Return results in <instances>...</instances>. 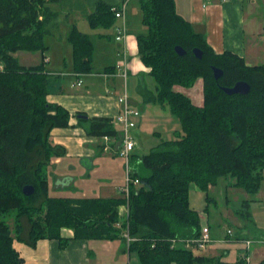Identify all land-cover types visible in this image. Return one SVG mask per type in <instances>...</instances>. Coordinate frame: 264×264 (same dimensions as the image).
I'll list each match as a JSON object with an SVG mask.
<instances>
[{
  "label": "trees",
  "instance_id": "16d2710c",
  "mask_svg": "<svg viewBox=\"0 0 264 264\" xmlns=\"http://www.w3.org/2000/svg\"><path fill=\"white\" fill-rule=\"evenodd\" d=\"M61 0H0V264H23L14 247L17 239L35 246L44 238L74 237L107 240L124 238L116 226L122 196L56 195L51 191L49 166L67 150L54 143L52 130L70 126V111L48 100L52 78L44 63L23 65L18 51L48 49L50 21ZM144 31L137 34L139 53L155 78V92L141 83L148 102L168 105L182 128L173 139H163L141 157L147 173L135 172L141 181L130 196L129 229L135 238L129 251H137L141 264H231L198 256L173 239L193 238L202 230L200 212L190 205L191 184L208 192L222 178L232 186L256 194L264 170V65H250L232 51L217 53L206 35L182 15L175 0H139ZM121 4L96 0L87 14L92 28H110L113 8ZM75 68L93 69V41L76 26L70 29ZM186 53L180 55L176 46ZM203 52L202 58L194 50ZM47 56L44 57V59ZM222 69L219 78L214 68ZM203 79L204 103L196 105L175 85L193 87ZM238 81L251 85L247 94H228L224 87ZM89 135L120 137L111 117L80 119ZM85 161L88 170L93 164ZM34 193L24 194L25 186ZM10 219H14L11 224ZM125 239V238H124ZM237 264H247L244 258ZM264 264V259L257 263Z\"/></svg>",
  "mask_w": 264,
  "mask_h": 264
},
{
  "label": "crops",
  "instance_id": "0c3cea01",
  "mask_svg": "<svg viewBox=\"0 0 264 264\" xmlns=\"http://www.w3.org/2000/svg\"><path fill=\"white\" fill-rule=\"evenodd\" d=\"M111 1L121 4L123 0ZM175 2L178 11L192 21L197 31L206 35L209 44L217 53L232 51L244 57L250 65H264V0L255 2L175 0ZM60 19L61 15L57 14V17L50 21L49 47L44 53L18 51L15 55L25 66L44 63L46 72L52 78L48 100L58 103L70 111V126L55 127L52 130L54 143L63 145L67 150L65 156L53 158L51 166L48 167L49 172L52 173L49 182L53 193L57 194L60 190H64L68 192L67 195L65 194L68 197L88 196L87 188L75 186L74 183L78 178L73 176L69 170L77 168V159L84 158L87 161V158H90L91 161L88 162L93 164L91 171L95 174L102 169L100 166L102 159L108 161V157L103 158L101 154L111 152L118 155V144L114 138L107 141L103 137L89 135L80 123L79 114H86L88 117L114 118L122 108L119 98L127 90L131 104L142 110L139 109L141 115L138 117L137 127L133 131L137 142L133 155L140 143L144 146L147 142L148 136L139 127L140 119L145 115L142 113L146 105L142 104L143 89L139 85L137 93L133 88L135 83H132V88L130 87V80L135 81L139 78L146 85V80L151 78V68L146 66L140 57L137 39V34L143 32L145 28L142 23V14L134 16L128 13V9L125 18H116L112 27H102L104 30L100 27L94 28L97 29L94 35L80 29L76 19L68 22L63 28L64 33H59L58 27L56 30L54 27L60 24ZM122 25H126L127 36L124 40L119 41L116 39V28ZM73 26L87 33L93 41V69L91 71L83 72L75 68L74 48L68 38ZM45 56L48 57V61L44 59ZM123 70L127 71L126 76L123 75ZM195 84L197 87L195 94L192 95L187 93L186 89L192 90L194 86L186 88L175 85L174 88L185 93L196 105L201 106L204 103L203 79L199 78ZM199 84H201V93L197 92ZM194 98L197 99L196 102ZM152 103L148 102L147 105H153ZM95 156L99 157L95 158ZM121 160L125 168L124 161L122 158ZM80 162L87 168L83 160ZM132 164L135 172L142 171L141 158ZM84 167H82L83 170ZM124 180L125 173L119 179L111 177L105 180L99 179L100 183L91 186V189L97 194L95 196H121L118 188L124 183ZM232 182L233 180L230 178H222L217 184L210 185L208 191L215 190L216 186L220 184L225 189L228 200L235 197L236 203L241 204L237 209L240 218H234L236 227L239 226L240 230L237 231L233 223V225H225L224 228L220 223H216L214 227L210 222L212 214H210L209 203H206L203 209L191 205L192 208L200 212L202 228L208 226L212 237V241L205 250L194 251V253L198 256L224 260L231 264H237L244 257L246 259V256L249 257V255L245 248L238 249L236 259L229 261L227 257L231 253L232 247H212L214 242H222L229 238L228 229H232L233 235L238 241L251 239L252 243L254 240L261 243L256 252L260 257L262 256V261L264 259V170L263 181L256 194H250L242 188L234 187ZM190 190L199 192L202 189L193 183ZM191 196L190 193V201ZM210 197L207 192L206 200ZM61 235L70 240L66 247H61L60 240L55 238L40 239L35 246L15 239L14 247L24 259L23 264H139L136 256L132 261V251H129L124 238L107 240L76 238L74 230L69 227H63Z\"/></svg>",
  "mask_w": 264,
  "mask_h": 264
},
{
  "label": "rangeland",
  "instance_id": "374dc122",
  "mask_svg": "<svg viewBox=\"0 0 264 264\" xmlns=\"http://www.w3.org/2000/svg\"><path fill=\"white\" fill-rule=\"evenodd\" d=\"M96 0H61L56 1L53 4V8L57 9L59 11V14L61 15L60 24L54 29H59V33H64L63 28L68 24L69 21L72 19H76V23L78 24L80 29H84L85 31L90 32L92 35L95 34L97 29L91 28L89 25V20L87 18V12L92 9L93 2ZM110 1V0H109ZM127 3L128 4V13H131L135 16V14H142L141 8L139 4V0H123L121 3ZM100 29H103L100 27ZM104 30V29H103ZM57 32V31H56ZM50 36H48L49 39ZM23 51V50H21ZM132 83L134 84L133 88L135 89V92L138 93L139 85H141V80L139 78L135 79V81L130 80V87L132 88ZM147 88L155 92L156 87V81L153 76L146 80ZM201 84H199V88H197V92L201 93ZM197 85H194V89H186L187 93L189 94H195V88ZM187 88V87H186ZM191 90V91H190ZM143 96V103L146 104L145 108H143L142 113H145V115L140 119L141 124L139 127H141L142 130H144V133L148 136L147 142L144 146L142 144H139V147L137 151L132 156V162H138L139 158H141L144 154L151 151L153 147H156L159 145L163 139H173L176 136V131L181 130L182 124L178 117H176L170 110V107L168 105L162 106L158 102H153V105H147L148 101L145 100L144 95ZM194 101L196 102L197 99L194 98ZM141 110V108H139ZM142 111V110H141ZM139 120V121H140ZM138 122V120H137ZM120 129V126H117ZM104 139V137H103ZM102 139V140H103ZM104 142V140H103ZM101 156L108 157V161L102 159L100 166L102 169L100 171H97L95 174L91 171L82 166V163L79 159H77V168L69 170L73 176H76L78 180L74 183L75 186L80 188H87L88 191H86V194L88 196H95L94 192H92L91 186L98 185L99 179L105 180L108 177L111 178H117L119 179L122 174L125 173V168L123 166L122 160L116 153L107 152L106 154H101ZM99 156H95V158H98ZM134 160V161H133ZM122 164V166H121ZM84 167L85 169L83 170ZM81 169V170H80ZM122 170V172H121ZM88 172H91L88 174ZM141 173H147L146 169L142 168ZM99 178V179H98ZM52 180V179H51ZM77 187V188H78ZM53 192V190L51 189ZM191 201L190 205H193L197 208H204L206 206V203H209V209H210V222L213 224V226H216V223H220L222 227L224 228L225 225L234 224V228L239 231L240 227H236L235 219H239L240 216L237 213V209L241 206L240 203H236V198H230L229 200L226 198L225 189L221 187L220 184H218L215 188V190L208 191V197L211 196L208 200H206V193L207 191H191ZM67 195L68 192L64 190H60L56 195ZM240 204V205H239ZM235 218V219H234ZM11 224L14 223V219H10ZM232 224V225H233ZM182 244V243H180ZM259 245L261 243H258L256 240L253 241V243L250 245V247H247L246 240L238 241L235 239L234 235L229 236V238L225 239L222 242H214L212 244V247L215 248H224L226 246L232 247L231 253L227 257V260L234 261L236 257L238 256V251L242 248L247 249V253L249 255L248 260L252 264H257L261 261L262 256L260 257L259 254L256 252V250L259 248ZM264 245V243H263ZM229 248V247H227ZM239 249V250H238ZM197 252H201V250L197 249ZM244 251V250H243ZM128 256V253L126 254ZM131 259L134 261V257L136 256L139 260V264H141L139 255L137 251L131 252ZM128 261V260H127ZM250 263V264H251Z\"/></svg>",
  "mask_w": 264,
  "mask_h": 264
},
{
  "label": "built area",
  "instance_id": "2783aa9c",
  "mask_svg": "<svg viewBox=\"0 0 264 264\" xmlns=\"http://www.w3.org/2000/svg\"><path fill=\"white\" fill-rule=\"evenodd\" d=\"M220 1H227V0H220ZM241 2L251 1L255 2L257 0H239ZM128 4L121 3L120 8H113L115 11V15L117 18H125L127 13ZM127 29L126 25H122L116 28V39L122 41L126 38ZM48 61V57L45 58ZM123 75H127V71L123 70ZM80 83V81H79ZM121 103V111L118 115L113 118L114 125L120 126V137L114 138L118 144V155L124 161L125 165V180L124 183L119 186L118 192L124 199V203H122L119 207L120 211V220L117 222L116 226L121 229V235L125 238L127 244L129 245L133 240L134 237L130 234L129 229V216H130V196L134 187H139L141 181L138 177L135 176V171L133 169L132 164V156L133 151L136 147V140L134 136V129L137 127V119L141 115V111L133 106L130 102L129 94L126 92L120 96L119 98ZM104 139L107 141L113 139L112 137L105 135ZM229 236L233 235V230L228 229ZM212 241L210 229L208 226H204L201 230L199 236L193 238H180V239H173L174 244L182 243L186 248L192 249L196 251L205 250L209 243ZM247 246L250 247L252 244L251 239L246 240ZM247 264H250V260H248V256H246Z\"/></svg>",
  "mask_w": 264,
  "mask_h": 264
},
{
  "label": "water",
  "instance_id": "95a60500",
  "mask_svg": "<svg viewBox=\"0 0 264 264\" xmlns=\"http://www.w3.org/2000/svg\"><path fill=\"white\" fill-rule=\"evenodd\" d=\"M176 50L180 55H184L186 53V50L180 45L176 46ZM194 52H195L197 57L202 58L203 52L201 49L195 48ZM214 72H215L216 78H219L223 73L222 69H220L218 67L214 68ZM223 89L228 94H238V93L247 94L251 89V85L246 81H238L234 86L224 87ZM78 117L80 119H87L88 115L79 114ZM34 190H35L34 186H31V185L25 186L24 187V194L31 195L34 193Z\"/></svg>",
  "mask_w": 264,
  "mask_h": 264
}]
</instances>
